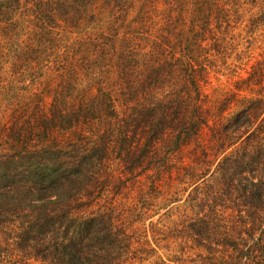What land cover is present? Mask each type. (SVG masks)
I'll return each instance as SVG.
<instances>
[{
  "label": "trees",
  "instance_id": "obj_1",
  "mask_svg": "<svg viewBox=\"0 0 264 264\" xmlns=\"http://www.w3.org/2000/svg\"><path fill=\"white\" fill-rule=\"evenodd\" d=\"M76 1L37 2L19 60L0 2V245L43 264H264V48L237 50L243 0H139L174 27L143 79L121 52L105 77L98 35L70 39ZM224 71L231 86L210 79ZM165 179L175 204L160 212Z\"/></svg>",
  "mask_w": 264,
  "mask_h": 264
},
{
  "label": "rangeland",
  "instance_id": "obj_2",
  "mask_svg": "<svg viewBox=\"0 0 264 264\" xmlns=\"http://www.w3.org/2000/svg\"><path fill=\"white\" fill-rule=\"evenodd\" d=\"M38 1L39 0H0L5 6H9L12 3V6H10L12 12L7 19H14L17 22L16 27L19 28V32L13 35L14 39L16 41L18 40V43L22 46H20L19 49L20 53L14 54V56H17L16 60L27 59L26 56L24 57L23 55H29L27 54L29 51L25 50L24 42L36 31L39 25V22L35 18ZM73 6L77 8L82 7V13L78 15L79 18L76 21H72L69 24L64 23L62 27L69 31L68 35L70 39H78L87 35H98L100 41V43H98V57L100 65H106L105 67H107L106 70H104L105 77L108 69L114 70V67L117 65L116 63L122 60L123 56H120L117 52L124 53V63H129L130 65L136 64L138 66L137 69L134 70L132 76L137 75L135 77L143 79L146 73L144 66L148 64L150 60H155L157 58L156 55L151 57L152 53L157 52L158 60H161L165 56L162 49L171 48L172 50L174 36L171 30L174 27L169 25V19H165L161 11L156 13L153 12L150 19L143 17L152 6V1L142 3L139 0H80L73 2L70 8ZM158 6V8H162L161 5ZM59 12L60 11L56 10L57 14ZM63 15L66 16V12L63 13ZM234 16L231 33H234L239 37V40H242L241 48H237V50L254 51V54L257 55L259 52L257 47L261 46L264 48V0H243ZM63 22L64 21H62V23ZM127 33L129 35L128 39L124 37L123 39L125 41H123L121 38ZM116 34L119 35L117 38L114 37ZM103 41H109V44L106 45ZM159 46L161 47L159 48ZM76 52H78L76 55L81 54V51ZM243 55L245 56L247 53ZM29 57H32V55H29ZM63 62L64 60L62 63ZM241 62H245V59ZM52 66L53 65L45 69L40 74V77H49V79H54L53 83H55L58 82L59 79L52 77L59 76L51 70ZM137 71H139L138 74ZM223 73L224 75L218 77L219 81H216L215 77H210V79L215 84H220L225 87L231 86L230 84L236 77H231L226 71ZM0 75L2 77L5 76V79L8 78L6 76H10L9 61L1 68ZM110 75H112L111 77H117L113 72H111L109 76ZM2 77L0 78L2 79ZM24 83H26L25 80H13L9 89L21 93L27 92V94L30 91H35L33 88V81H30V83L28 82L29 84L27 83V87L21 86ZM34 85L38 86V84ZM9 92L10 91H8V93ZM228 113L229 112H225V114ZM189 152V149H184L180 155L181 159L178 157L177 162H181L182 160L184 163L190 162ZM184 180H186V178H182V181L178 183L182 188L187 186ZM176 182L177 179L174 178L172 183ZM173 190L174 189L169 187V183L166 179L158 184L156 197L157 203L159 204L158 210L160 212H164L170 204L171 206L175 204L168 202L169 195H167V193ZM180 196L182 197L181 194ZM157 217L158 215L153 216L154 219ZM0 248L3 250V261L0 264H43L40 259L32 255L18 257L15 251L4 243L0 245ZM144 264L146 263L144 262Z\"/></svg>",
  "mask_w": 264,
  "mask_h": 264
}]
</instances>
